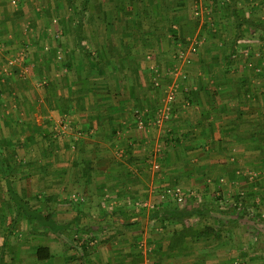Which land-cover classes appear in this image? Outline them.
<instances>
[{"label": "crops", "instance_id": "1", "mask_svg": "<svg viewBox=\"0 0 264 264\" xmlns=\"http://www.w3.org/2000/svg\"><path fill=\"white\" fill-rule=\"evenodd\" d=\"M14 3L0 0V54L9 51L5 61L17 55L19 44H29L23 51L28 64L24 72L20 62L9 67L0 89L24 79L39 88L47 84L35 96L45 108L43 117L50 113L80 134H92V143L83 144L94 148L108 184L140 181L151 167L161 182L178 181L190 193L207 194L213 201L205 205L209 210L219 206L215 198L222 194L228 201L221 209L264 212V0H130L134 15L126 42L112 27L95 28L93 39L83 26L62 32L26 28L24 6ZM30 34L40 37L39 44L31 43ZM74 36L84 38V45ZM117 78L118 87L130 78L126 91L106 87ZM166 109L167 117L158 122ZM213 220L217 229L231 228L218 231L226 235L223 242L188 236L181 250L162 251L157 260L149 255L148 261L227 264L243 258L238 251L227 253L239 222Z\"/></svg>", "mask_w": 264, "mask_h": 264}, {"label": "rangeland", "instance_id": "2", "mask_svg": "<svg viewBox=\"0 0 264 264\" xmlns=\"http://www.w3.org/2000/svg\"><path fill=\"white\" fill-rule=\"evenodd\" d=\"M12 1L17 7L24 6V15L28 16L23 19L26 28L55 27L62 32L64 28L78 27L81 21L83 27L91 30L92 39L96 37L95 28L109 32L111 27L118 28L120 41L130 38V15H134L130 0H88L86 9H83L85 0ZM32 34L31 43L39 44L40 37ZM43 37L49 42L50 36ZM74 38L84 45V38ZM2 43L5 44L3 40ZM28 46L19 44L15 54L25 57L23 51ZM8 53L0 54V83L12 72L6 71L8 59L3 61ZM24 61L26 66L28 60ZM39 68L34 66L35 72ZM24 81L9 82L8 88L0 89L3 93L0 94V255L3 257L0 264H156L154 260L148 261L149 255L156 256L157 260L162 251L181 250L180 247L170 249L169 245L174 231L181 230L182 225L166 219L164 209L191 210L199 204H213L212 199L207 194L186 191L188 185L178 181L155 179L151 167L142 173L140 181L130 179L129 184L121 181L117 187L108 184V179L101 174V166L94 160V148L87 146L92 143V134L82 135L81 130L70 129L66 122L50 113L43 117L45 108L38 105L41 100H35L39 87L33 79ZM126 81L118 87L117 78L106 82V87L117 86L126 91L130 78ZM45 88L44 83L39 89L46 92ZM97 89L99 92L101 87ZM8 180L33 209L71 224L63 230L71 244L44 229L34 217L18 215L14 200L6 190ZM175 187L185 189L184 201L178 202L166 195ZM225 198L222 194L216 195L219 206L211 207L208 215L200 219L193 216L187 225L203 227L214 224L213 218L236 219L239 228L234 229L235 239L232 237L233 244L228 243L232 247L227 253L238 251L243 258L231 259L227 264H264V212L242 206L221 209ZM240 223L246 225L240 227ZM216 226L219 230L231 231V228ZM222 236L226 238L219 233L216 238L210 236L206 240L223 242ZM81 245L86 246L83 257ZM39 247L48 249L46 258L37 257ZM105 254H115L119 259H106Z\"/></svg>", "mask_w": 264, "mask_h": 264}, {"label": "trees", "instance_id": "3", "mask_svg": "<svg viewBox=\"0 0 264 264\" xmlns=\"http://www.w3.org/2000/svg\"><path fill=\"white\" fill-rule=\"evenodd\" d=\"M88 4V0H85L83 3V9H86ZM82 9V10H83ZM82 22L80 21L78 29L81 30ZM239 36V35H238ZM8 190L11 193L12 199L17 208L18 215L24 213L27 216H32L36 220V222L44 227V229H48L53 231L57 236L62 238L66 243H70V239L67 238L63 232L64 229L70 227V223H61L51 217L49 214L43 213L41 211H37L33 209L28 202H26L19 194L13 191V187L11 185V181H7ZM238 201V199H237ZM237 207V206H236ZM210 210L206 208L204 204H199L195 208L188 209H178L175 207H167L164 209V216L171 222L180 223L182 225L181 230H175L173 233L172 242H170V249L174 247L180 246L186 237L190 236L193 239L199 240L203 237H208L218 235L219 229L215 228L212 225H204L203 227H194L193 224L187 225V221H191L193 216L199 217V219L203 216L208 215ZM198 219V220H199ZM131 224V223H130ZM80 252H82V257L85 256L86 246L81 245ZM48 255V249L46 247H39L37 249V257L39 259H44Z\"/></svg>", "mask_w": 264, "mask_h": 264}, {"label": "built area", "instance_id": "4", "mask_svg": "<svg viewBox=\"0 0 264 264\" xmlns=\"http://www.w3.org/2000/svg\"><path fill=\"white\" fill-rule=\"evenodd\" d=\"M196 14H198V12H196ZM199 42V40H194V44ZM3 46L2 40L0 39V48ZM18 62H20L22 64V72L26 71L25 70V61H24V57L23 55H19V56H14L8 59L7 64L9 65L10 68L14 67L16 64H18ZM9 67H6V71L9 69ZM14 70V69H13ZM174 97V91L169 92L168 94V101L172 100ZM168 109V108H167ZM167 109L160 115H158L157 117V121L160 122V120L162 119L161 117L163 116L164 118L167 117ZM162 115V116H161ZM139 123L140 125L143 127L144 124V120L142 118H139ZM157 167V166H156ZM170 195L174 200H177L178 202H182L184 201L185 197H186V193L184 192V190H182L181 187H175L172 190H169L166 192V195Z\"/></svg>", "mask_w": 264, "mask_h": 264}]
</instances>
